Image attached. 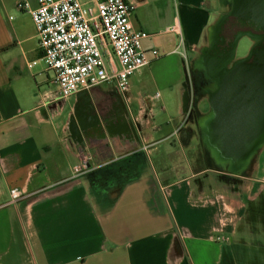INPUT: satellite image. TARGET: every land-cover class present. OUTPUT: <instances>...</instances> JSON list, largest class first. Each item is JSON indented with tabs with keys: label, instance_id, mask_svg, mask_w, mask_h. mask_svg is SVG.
I'll use <instances>...</instances> for the list:
<instances>
[{
	"label": "crops",
	"instance_id": "1",
	"mask_svg": "<svg viewBox=\"0 0 264 264\" xmlns=\"http://www.w3.org/2000/svg\"><path fill=\"white\" fill-rule=\"evenodd\" d=\"M127 1L133 26L149 34L144 48L161 56L130 76L125 100L112 82L61 99L31 16L17 7L37 0H0V264L252 258L235 240L245 210L227 214L235 199L201 183L179 129L152 123L157 106L171 119L188 105L185 72L212 45L216 0ZM259 256L264 264V240Z\"/></svg>",
	"mask_w": 264,
	"mask_h": 264
},
{
	"label": "built area",
	"instance_id": "2",
	"mask_svg": "<svg viewBox=\"0 0 264 264\" xmlns=\"http://www.w3.org/2000/svg\"><path fill=\"white\" fill-rule=\"evenodd\" d=\"M17 7L31 16L40 60L53 71L61 99L112 82L127 100L130 76L161 56L156 48H144L149 34L133 26L135 5L127 0H37L35 8L27 2ZM86 163L87 157L80 156L76 172L85 170ZM23 194L10 190L13 202Z\"/></svg>",
	"mask_w": 264,
	"mask_h": 264
},
{
	"label": "rangeland",
	"instance_id": "3",
	"mask_svg": "<svg viewBox=\"0 0 264 264\" xmlns=\"http://www.w3.org/2000/svg\"><path fill=\"white\" fill-rule=\"evenodd\" d=\"M229 6V0H216L214 8L220 19L228 13ZM252 44L247 36H242L237 44L235 59L245 57ZM204 51L206 50L199 51L188 62L185 75L190 86V99L183 113L170 119L168 114L157 106L152 123L166 131L171 127L179 129L180 138L187 144L186 148H189L187 152L192 168L203 171L199 178L201 183L203 182L212 193L235 199V203L227 201V214L235 210H245L238 222L239 233L235 240L240 247H252L253 255L251 259H245V253L242 251L237 257V262L261 264L259 252L264 240L261 231L264 226V138L241 163L233 164L231 160L212 153L206 126L214 117L209 98L217 89V82L208 75L202 63ZM231 65L232 61L226 64V68ZM133 83L135 86L139 85L137 79ZM149 93H156L155 87L150 86ZM246 254L248 255L247 252Z\"/></svg>",
	"mask_w": 264,
	"mask_h": 264
},
{
	"label": "water",
	"instance_id": "4",
	"mask_svg": "<svg viewBox=\"0 0 264 264\" xmlns=\"http://www.w3.org/2000/svg\"><path fill=\"white\" fill-rule=\"evenodd\" d=\"M238 13L255 20V28H264V0H248L240 5ZM222 22L223 18L202 61L217 82L209 98L214 117L206 126L207 140L215 156L236 164L246 160L264 138V32L250 34L254 43L248 54L233 60L236 43L226 51L217 45Z\"/></svg>",
	"mask_w": 264,
	"mask_h": 264
},
{
	"label": "flooded vegetation",
	"instance_id": "5",
	"mask_svg": "<svg viewBox=\"0 0 264 264\" xmlns=\"http://www.w3.org/2000/svg\"><path fill=\"white\" fill-rule=\"evenodd\" d=\"M246 1L248 0H229V11L223 18V22L221 23L217 31V36L219 37L217 45L221 51L228 50L230 45L234 42L236 43V52L238 41L242 36H247L252 41V43H254V39L250 37V34H253V36H258L264 32V28H255V20L249 17L242 16L238 13L240 5L245 3ZM235 52L233 60H235Z\"/></svg>",
	"mask_w": 264,
	"mask_h": 264
}]
</instances>
